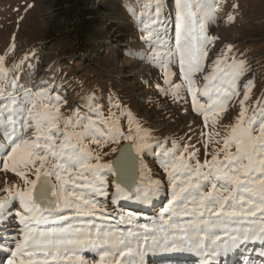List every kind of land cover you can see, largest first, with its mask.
Wrapping results in <instances>:
<instances>
[{"label": "snow or ice", "instance_id": "obj_1", "mask_svg": "<svg viewBox=\"0 0 264 264\" xmlns=\"http://www.w3.org/2000/svg\"><path fill=\"white\" fill-rule=\"evenodd\" d=\"M222 5L226 0H175L174 45L165 38L164 0H140L139 13L132 12L150 48L141 58L162 73L158 92L174 102L187 103L182 93L190 95L193 112L210 129L197 137L203 162L192 143L154 140L153 130L119 103L105 116L92 96L85 114L77 106L64 117L61 97L48 89L10 92L19 85L8 80L0 57V171L23 182L0 197V264H148L149 255L171 252L219 264L249 243H259L264 264V103L249 115V81L235 122L217 128L247 69L228 45L206 72L217 39L207 25ZM146 156L158 161L163 179L152 178ZM162 195L170 198L151 226L106 207L109 198L112 205H151ZM241 264L257 262L241 253Z\"/></svg>", "mask_w": 264, "mask_h": 264}, {"label": "rangeland", "instance_id": "obj_2", "mask_svg": "<svg viewBox=\"0 0 264 264\" xmlns=\"http://www.w3.org/2000/svg\"><path fill=\"white\" fill-rule=\"evenodd\" d=\"M54 0H0V57H4V67L8 69V80L15 79L18 88L10 92L22 95V89L32 91L44 88L50 95L62 99L61 113L64 117L73 114L78 106L81 114L87 112L90 97H95L97 107L102 108L105 116L113 103L131 110L145 128L153 130V139L163 141L171 138L184 143H192L200 149L199 157L203 162V148L197 140L204 128L202 116L193 112L191 97L186 93L187 103L174 102L170 96L160 94L157 84L163 86L161 70L141 57L150 52L149 45L141 38L140 17L133 16L132 10L139 13L140 0H84L86 8L97 13V22L92 34L86 38L87 51L72 54L71 42L59 30ZM82 4V6H83ZM238 5L236 9L232 5ZM217 10L214 22L207 25L208 33L217 37L210 46L206 68L213 60L232 45L231 56L243 60L247 72L240 82V95L230 102L217 125L232 124L239 115V99L243 98V85L252 83V92L247 101L249 115L264 103V0H226V7ZM175 0H164L163 16L170 44L175 38ZM231 13L235 19L229 22ZM141 69V70H140ZM177 76L174 82L179 83ZM203 74H198V80ZM148 79L146 85L141 80ZM6 83V82H5ZM3 85H0L2 87ZM202 87V81L200 82ZM0 101V106H2ZM115 111V109H112ZM192 140L189 141L188 137ZM93 150L95 146H93ZM114 155V154H113ZM111 156L104 157L107 161ZM147 168L153 179H163V170L158 161L145 157ZM112 179L111 177L109 178ZM23 182L11 173L0 171V197L5 195L6 186ZM167 182L165 181V192ZM111 192V189H110ZM168 195L155 199L147 208L141 203L129 206L127 201L112 205L110 198L106 207L116 217L120 214L132 216L134 223L147 224L157 220L163 207L167 206ZM102 203H105L101 199ZM111 223L115 224L116 219ZM121 228L129 225H120ZM255 247V249H254ZM246 249V250H245ZM244 258L251 257L260 264L259 243H250L240 248ZM239 250V251H240ZM241 253H229L218 258L221 264H241ZM148 264H199V258L187 252L158 253L147 257Z\"/></svg>", "mask_w": 264, "mask_h": 264}, {"label": "trees", "instance_id": "obj_3", "mask_svg": "<svg viewBox=\"0 0 264 264\" xmlns=\"http://www.w3.org/2000/svg\"><path fill=\"white\" fill-rule=\"evenodd\" d=\"M59 30L69 38L72 48L69 53L84 54L87 51L86 38L92 34L97 22V13L83 4L84 0H54ZM83 4V6H82ZM131 11H133L131 9Z\"/></svg>", "mask_w": 264, "mask_h": 264}, {"label": "bare ground", "instance_id": "obj_4", "mask_svg": "<svg viewBox=\"0 0 264 264\" xmlns=\"http://www.w3.org/2000/svg\"><path fill=\"white\" fill-rule=\"evenodd\" d=\"M211 65H212V63L208 65V67L206 68V72L211 68ZM140 70H141V69H140ZM174 71H176L175 68H174ZM141 80H142L143 83H145L146 85L148 84V79H147V78L144 77V78H142ZM148 85H149V84H148ZM126 203H127L129 206H134V205H136V202H133V201H127ZM141 207H142V208H147L148 205H144V204H142ZM255 244H256V243H255ZM255 244L250 243L251 246H254ZM254 249H255V247H254ZM241 252H242V251L240 250V251L235 252V253L237 254V253H241ZM230 254H231V253H230ZM232 254H233V253H232ZM232 254H231V255H232ZM219 264H221V263L219 262Z\"/></svg>", "mask_w": 264, "mask_h": 264}]
</instances>
